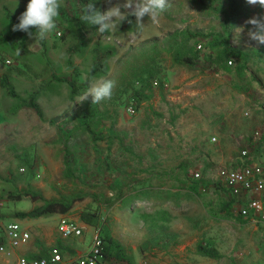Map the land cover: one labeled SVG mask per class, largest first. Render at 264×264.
Returning a JSON list of instances; mask_svg holds the SVG:
<instances>
[{
    "label": "rangeland",
    "instance_id": "rangeland-1",
    "mask_svg": "<svg viewBox=\"0 0 264 264\" xmlns=\"http://www.w3.org/2000/svg\"><path fill=\"white\" fill-rule=\"evenodd\" d=\"M224 1L169 0L155 22L144 18L143 28L130 16L132 23L124 21L103 35L87 31L86 45L71 56L80 80L89 87L102 79L116 82L112 98L96 104L100 115L92 125L93 141L78 120L91 96L79 101L84 94L74 97L62 81H74L68 49L77 43L75 22L60 15L57 28L37 41L35 27L29 29L31 37L12 30L29 0H0V75L21 98L36 93L44 117L19 108L20 100L0 86V240L13 222L31 235L12 257L0 255V264H15L20 255L54 246H62L71 260V248L74 258L80 255L75 243L89 249L98 229L124 248L120 264H264V224L235 218L237 206L231 216L220 211L231 196L218 176L221 168L242 169L244 151L253 158L246 166L264 168V45L249 40L251 26L245 24L264 9L248 5L227 26L215 10ZM124 2L91 0L101 12ZM60 3L73 14L70 0ZM198 34L207 38L201 41ZM217 34L230 36L235 48L251 53L242 77L235 61L229 63L233 72L225 73L207 59L219 52L208 47ZM96 46L112 54L105 72L90 78ZM195 47L199 53L193 69L175 62V54L188 56ZM148 70L157 74L149 78ZM144 80H150L147 89ZM141 87L151 99L136 110ZM188 165L190 177L200 174L211 182L200 194L188 192L181 181ZM22 191L40 194L44 201L9 200ZM70 198L81 201L67 215L17 217L45 201ZM85 212L97 213L93 225L81 221ZM61 216L82 225L85 235L63 239L57 231ZM199 244L216 249L222 258L202 255Z\"/></svg>",
    "mask_w": 264,
    "mask_h": 264
},
{
    "label": "trees",
    "instance_id": "trees-1",
    "mask_svg": "<svg viewBox=\"0 0 264 264\" xmlns=\"http://www.w3.org/2000/svg\"><path fill=\"white\" fill-rule=\"evenodd\" d=\"M74 5V11L73 14L70 15L69 12L65 9L60 7V15L64 19H72L75 22L76 30H77V43L73 46H71L68 49V53L70 55V59L68 60V66L73 70L74 73V81L71 78L63 79L62 81H65L68 83L72 88V94L74 97L81 96L85 94L87 89L89 88L88 84L82 80L81 74L79 72V69L77 66L73 63L71 60V56L73 54L79 53L83 47L87 43V31L92 30L97 32L98 26L95 25H88L86 22H84L81 17L84 14L83 9L84 6L88 3H91V0H70ZM205 5V4H204ZM207 5V4H206ZM248 3H246V0H225L224 3L216 8V12L219 14H222L225 17V24L227 26H230L231 23H234L237 18L242 15L243 12H247L248 10ZM210 9H213L212 4L207 5ZM130 20L131 17H128ZM127 22V20L125 21ZM197 38H200L201 41H204L207 36L198 34L196 36ZM210 49H216L219 52L216 54V57L214 56H208L207 59L212 63L213 67L217 70H222L225 73H232L233 68L229 66L230 64L233 65V62L237 64L236 66V73L242 77L248 68V63L250 60L251 53L243 51L241 49L235 48L230 41V36H224V34H217L212 36V40L210 44L208 45ZM202 48V46H201ZM200 48V49H201ZM199 49V50H200ZM197 53V54H196ZM199 51L196 50V47L194 48V51L191 52V54L185 57H182V55L175 54L174 60L178 64H183L189 67L190 69H193L195 67V61L198 58ZM258 53V52H257ZM256 53V54H257ZM112 54L111 51L101 50L98 46H96L93 49V62L91 65V68L89 70V77L92 78L95 75L101 74L105 72L106 70V60L107 58ZM240 61V63H238ZM230 63V64H229ZM148 74H150L149 78H152L157 74L153 70H148ZM150 80H144L142 83V86H144L145 89H147L146 85H149ZM0 86L4 89H6L9 96L20 100L19 108H30L38 115L40 120H44L43 112L41 110L40 105L37 103V95L36 93L32 94L29 100L23 99L16 93L14 87L11 85L9 80L0 75ZM247 92L250 90L253 92V89L249 86L243 87ZM137 92L136 101L137 104L134 107L136 110L139 108L142 102L148 101L151 99V96L148 95L143 87L140 88ZM249 91V92H250ZM249 95V94H248ZM250 94L249 96H251ZM100 115L98 106L96 104L93 105L91 101H87L84 105V108L80 110V113L78 114V120L85 126L86 129L91 133V135L94 137L93 141L96 140L95 135L96 131L92 128V125L96 122L97 117ZM52 123V122H51ZM111 134L114 136H117V132L112 131V128L109 130ZM119 137V136H118ZM246 162L242 166L246 167V164H252L253 158L251 156L245 155ZM181 166L185 167L186 165L181 164ZM191 165H188L186 169H184L183 173L187 174L186 179H182L181 181L185 182V186H187L188 192L192 194H200L202 190H206L211 186V182L206 178L201 179H195L194 177H190L188 175L187 170L190 168ZM243 167V168H244ZM262 167V166H261ZM263 168V167H262ZM180 170L182 168L180 167ZM264 170V168H263ZM226 188V187H225ZM227 189V188H226ZM227 191L230 194V200L228 202H223L222 207L220 209L221 212H225L227 214L232 215L231 212L233 211L234 207L241 206L243 203L241 200L234 196L228 189ZM25 199H29L30 201L36 203L39 201H44L42 199V196L40 194H36L31 191H22L18 193H14L12 195H9V200L12 201H23ZM81 201L80 198H70L68 200L62 199L58 201H45L44 204L41 206L35 207L34 209L28 211V212H20L17 214V217L22 220L27 219H39L42 217L50 216V215H67L72 210L73 207L77 202ZM238 211V210H237ZM96 214H89L87 212L83 213L80 217L81 221L84 222L87 225H93L94 220L97 218ZM235 218H239L240 220H245L238 214L233 215ZM104 244H105V251H104V258L106 263H117L120 264V262L124 261V248L116 243L111 237H104ZM6 239L0 240V245L6 244ZM58 248L62 249V246H58ZM197 250L202 255L215 259L220 260L222 258V255L214 248H208L204 247L202 244H199L197 246Z\"/></svg>",
    "mask_w": 264,
    "mask_h": 264
},
{
    "label": "clouds",
    "instance_id": "clouds-1",
    "mask_svg": "<svg viewBox=\"0 0 264 264\" xmlns=\"http://www.w3.org/2000/svg\"><path fill=\"white\" fill-rule=\"evenodd\" d=\"M111 3V0H109ZM252 6H259L264 9V0H246ZM169 0H125L123 4L111 6L108 10L101 12L94 7L93 3L84 6L81 19L88 25L98 26L97 32L101 35L116 29L119 24L126 21L132 23L128 17H135L137 28H143L144 18L155 22L169 8ZM60 0H29L26 11L21 13L19 23L13 25V31H23L31 37V27L38 29L36 39L43 40L48 34L57 28V18L60 16ZM122 9L124 11H122ZM250 25L248 38L257 45H264V14L254 15L245 21ZM116 82L111 79H102L91 85L79 101L86 100L89 96L92 103L99 104L102 101L110 100Z\"/></svg>",
    "mask_w": 264,
    "mask_h": 264
},
{
    "label": "built area",
    "instance_id": "built-area-1",
    "mask_svg": "<svg viewBox=\"0 0 264 264\" xmlns=\"http://www.w3.org/2000/svg\"><path fill=\"white\" fill-rule=\"evenodd\" d=\"M201 46H199V49ZM131 113L134 110L131 109ZM243 155H247L244 151ZM218 176L223 185L243 203L238 215L253 224H264V170L261 166H246L242 169L221 168ZM201 178L200 174L195 175ZM57 231L65 239H79L85 235V228L65 216L59 218ZM7 244L0 245V255L12 257L13 250L27 246L31 235L19 223L13 222L6 229ZM105 244L100 229L96 230L86 256L67 260L60 249L51 248L46 256L28 258L20 255L15 264H108L104 258ZM1 261V260H0Z\"/></svg>",
    "mask_w": 264,
    "mask_h": 264
},
{
    "label": "crops",
    "instance_id": "crops-1",
    "mask_svg": "<svg viewBox=\"0 0 264 264\" xmlns=\"http://www.w3.org/2000/svg\"><path fill=\"white\" fill-rule=\"evenodd\" d=\"M248 223H250V222H248ZM82 226V225H81ZM73 242H74V240H72ZM75 241H76V239H75ZM75 244H77L78 246H75L76 247V249H77V251H78V254H80V255H78L77 257H75L74 258V247L73 248H71V250L70 251H72V255H73V257H72V259L71 260H69V261H72V260H76V259H78V258H81V257H83V256H86L87 255V253H88V248L86 247V246H79V244L78 243H75ZM51 248H58L57 246H54V247H51ZM50 248V249H51ZM49 249V250H50ZM58 249H60V248H58ZM49 250H38L37 252H35L36 254H32V255H24V256H26V257H28V258H39V257H42V256H46L47 254H48V252H49ZM61 250V252L63 253V255H64V251L62 250V249H60ZM84 250V251H83ZM65 257V256H64ZM66 258V257H65ZM67 259V258H66Z\"/></svg>",
    "mask_w": 264,
    "mask_h": 264
}]
</instances>
